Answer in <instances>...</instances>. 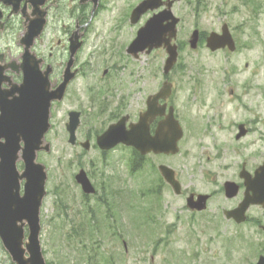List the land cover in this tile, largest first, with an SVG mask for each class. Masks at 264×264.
<instances>
[{
    "label": "rangeland",
    "instance_id": "rangeland-1",
    "mask_svg": "<svg viewBox=\"0 0 264 264\" xmlns=\"http://www.w3.org/2000/svg\"><path fill=\"white\" fill-rule=\"evenodd\" d=\"M140 1H108L107 10L87 27L79 52L80 76L52 109L46 136L52 150L38 153L48 175L40 211L46 262L254 264L264 254V234L258 227L264 224V209L252 206L246 223L229 221L223 210L239 204L244 187L233 199L220 188L227 180L243 181L239 172L244 162L250 171L264 162V0H181L174 5L181 18L176 40L181 51L168 79L184 137L178 154L148 155L132 171L130 148L118 145L104 152L96 136L122 115L136 121L147 97L167 77L164 49L139 58L127 52L151 14L132 24L119 13ZM224 23L236 40L235 51L213 52L204 39L197 49L190 47L195 28L206 37L221 32ZM59 31L52 40L55 45L62 40L61 56L67 34ZM62 70L55 71L58 81ZM71 110L82 112L75 145L66 128ZM240 124L248 133L237 139ZM87 139L88 150L80 144ZM160 164L176 171L182 194L161 180ZM18 165L22 170L21 160ZM81 169L97 195L87 197L82 191L75 178ZM191 191L212 193L205 213H190L186 197ZM0 264H14L1 239Z\"/></svg>",
    "mask_w": 264,
    "mask_h": 264
},
{
    "label": "water",
    "instance_id": "water-1",
    "mask_svg": "<svg viewBox=\"0 0 264 264\" xmlns=\"http://www.w3.org/2000/svg\"><path fill=\"white\" fill-rule=\"evenodd\" d=\"M95 4L98 0H94ZM175 1L143 0L134 9L132 23H137L141 16L149 10H155L163 4L167 8L154 14L138 31L137 38L131 43L128 51L135 56L139 52L150 53L152 49L165 46L169 54L165 73L168 74L178 60V47L173 40L177 37V24L180 18L172 11ZM200 32L194 30L190 45L198 47ZM82 41L78 34L71 37V58L64 72L63 82L51 90L47 73L40 74L35 69H27L22 85L14 86L11 90L0 89V238L12 256L15 264H46L40 243V207L46 194V168L37 162L38 151H50L51 145L45 136L50 129V109L54 100H62L70 81L75 77L72 71L74 56L81 47ZM207 46L216 51L229 47L236 49L235 40L228 24L222 27V33L212 32L207 37ZM172 93V83L166 81L161 91L147 100V110L140 114L137 122L127 125L129 115L111 124L108 129L97 137V144L102 150H109L120 143L133 146L141 154L150 152L177 154L180 150L179 141L184 135L180 121L175 117L174 107L170 106L166 113L167 104L160 105L159 100H166ZM158 116H164L159 121L155 133L151 132V124ZM80 113L71 112L67 124L70 133V143L76 142V130L80 125ZM237 138L245 135L247 130L241 124ZM5 140L4 142L2 140ZM90 148V141L82 144ZM21 152V154H20ZM24 162V170L19 171L17 162ZM160 170L177 194L181 193L182 185L176 178L174 169L160 165ZM245 179V195L235 209L226 210L228 218H234L241 223L246 220V212L251 205L259 204L264 207V164L260 165L254 175L245 168L241 172ZM76 179L85 193H95L85 170H81ZM24 183V193L21 194V182ZM239 185L235 182L226 183V195L234 197L238 194ZM195 194L188 197V206L202 210L206 207L208 195ZM29 226L26 238L25 225ZM28 254V255H27ZM257 264H264V255L260 256Z\"/></svg>",
    "mask_w": 264,
    "mask_h": 264
},
{
    "label": "flooded vegetation",
    "instance_id": "flooded-vegetation-1",
    "mask_svg": "<svg viewBox=\"0 0 264 264\" xmlns=\"http://www.w3.org/2000/svg\"><path fill=\"white\" fill-rule=\"evenodd\" d=\"M108 1L98 0L95 6L94 0H0V89L6 91L12 85L23 84L27 69H35L40 74L51 70L52 85L56 86L60 80L55 79V71L67 65L70 57L69 44L73 33L82 37V46L75 56V68L78 69V76H80L79 52L86 42L87 27L102 11L107 10ZM136 5L137 3L130 4L129 8L124 11L122 8L119 13L120 17L129 18ZM149 13L152 15L154 12ZM61 22L63 24H60ZM67 22H72V24L68 26ZM59 30L67 34L66 47H63L64 53L61 56L59 48L62 40L58 39L56 45L52 40L54 34L61 32ZM161 103L164 102L161 100ZM170 104L169 99L168 105ZM161 119L162 117L157 118L152 124V131ZM244 164L246 165V162ZM237 183L242 189L243 181H237ZM220 189V191L224 190V184ZM192 192L194 191L189 194ZM194 193L199 194V192ZM209 194L208 202L213 197L212 193ZM195 199L199 200L197 197ZM207 209L204 211L189 210L192 215L196 216L205 213ZM228 220L234 221L233 219ZM263 226V223L258 225L264 234Z\"/></svg>",
    "mask_w": 264,
    "mask_h": 264
},
{
    "label": "trees",
    "instance_id": "trees-1",
    "mask_svg": "<svg viewBox=\"0 0 264 264\" xmlns=\"http://www.w3.org/2000/svg\"><path fill=\"white\" fill-rule=\"evenodd\" d=\"M135 154L138 156L139 159H142V158H143V157H141V156L139 155V153L136 152V151H135ZM139 166H140V164H138L137 161L133 164V168H138ZM150 192H151V193H155L156 191H153V190L151 191V190H150Z\"/></svg>",
    "mask_w": 264,
    "mask_h": 264
}]
</instances>
